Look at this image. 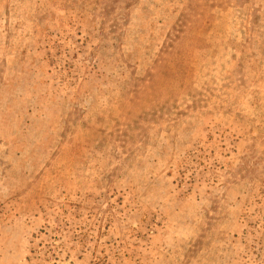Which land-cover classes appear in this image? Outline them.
<instances>
[{
  "label": "rangeland",
  "instance_id": "374dc122",
  "mask_svg": "<svg viewBox=\"0 0 264 264\" xmlns=\"http://www.w3.org/2000/svg\"><path fill=\"white\" fill-rule=\"evenodd\" d=\"M0 264H264V0H0Z\"/></svg>",
  "mask_w": 264,
  "mask_h": 264
}]
</instances>
